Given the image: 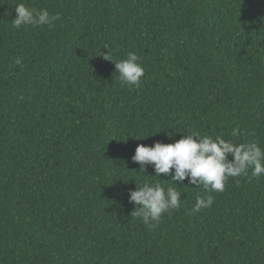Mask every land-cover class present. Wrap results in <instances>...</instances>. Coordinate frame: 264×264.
I'll list each match as a JSON object with an SVG mask.
<instances>
[{
    "label": "trees",
    "instance_id": "trees-1",
    "mask_svg": "<svg viewBox=\"0 0 264 264\" xmlns=\"http://www.w3.org/2000/svg\"><path fill=\"white\" fill-rule=\"evenodd\" d=\"M20 3L61 18L16 29ZM193 130L264 150V0H0V264H264V175L209 193L132 160ZM135 180L181 206L149 229Z\"/></svg>",
    "mask_w": 264,
    "mask_h": 264
},
{
    "label": "clouds",
    "instance_id": "clouds-1",
    "mask_svg": "<svg viewBox=\"0 0 264 264\" xmlns=\"http://www.w3.org/2000/svg\"><path fill=\"white\" fill-rule=\"evenodd\" d=\"M15 11L17 16L12 20V25L16 29L28 25L53 26L54 22L61 18L59 13L50 14L47 9L37 10L24 3L18 4ZM103 56L114 62L115 72L119 73L122 86L139 87L141 85L145 68L135 52H129L126 58L120 60L115 59L109 50L107 54L103 53ZM20 63L21 59L18 58L16 64ZM172 135L173 133L170 132L169 136ZM229 155L233 159L230 160ZM132 160L138 163L140 170L145 173L148 165H152L155 173L153 177L161 178V174H165L174 184L176 181L183 184L185 179H188L189 184L196 187L202 185L203 189L209 193L223 192L229 177L247 176L250 168L253 177L264 175V150L258 143L237 144L231 139L226 140L219 135L213 139L195 130L191 134H184L174 143L157 141L154 146L140 144ZM136 185V189L131 191L129 197V202L135 205L131 217L141 218L149 229L160 221L163 214L181 206V192L174 187H165L159 182L142 184L136 182ZM213 203L214 198L211 195L198 196L192 211L198 212L203 208L211 207Z\"/></svg>",
    "mask_w": 264,
    "mask_h": 264
}]
</instances>
